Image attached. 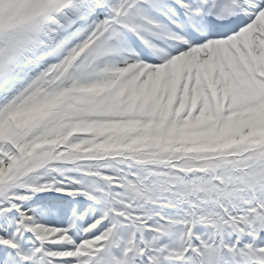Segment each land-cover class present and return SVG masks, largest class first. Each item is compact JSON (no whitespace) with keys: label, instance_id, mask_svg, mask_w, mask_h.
<instances>
[{"label":"snow or ice","instance_id":"6c2138e0","mask_svg":"<svg viewBox=\"0 0 264 264\" xmlns=\"http://www.w3.org/2000/svg\"><path fill=\"white\" fill-rule=\"evenodd\" d=\"M0 264H264V0H0Z\"/></svg>","mask_w":264,"mask_h":264}]
</instances>
